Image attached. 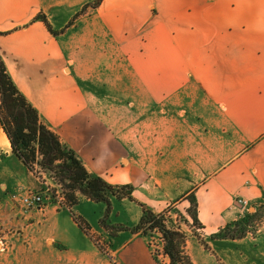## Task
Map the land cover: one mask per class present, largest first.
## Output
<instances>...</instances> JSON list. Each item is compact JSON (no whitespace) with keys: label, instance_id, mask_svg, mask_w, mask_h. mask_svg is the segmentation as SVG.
<instances>
[{"label":"crops","instance_id":"1","mask_svg":"<svg viewBox=\"0 0 264 264\" xmlns=\"http://www.w3.org/2000/svg\"><path fill=\"white\" fill-rule=\"evenodd\" d=\"M95 1L0 0L17 87L89 172L134 187L132 201L112 199L122 224L139 221L141 204L161 213L194 194L207 245L190 237L194 264H232L235 250L264 264V235L210 239L240 219L236 197L264 205V0ZM36 182L0 124V264H160L138 234L119 232L104 252L67 210L10 201ZM105 210L76 208L98 234Z\"/></svg>","mask_w":264,"mask_h":264},{"label":"trees","instance_id":"2","mask_svg":"<svg viewBox=\"0 0 264 264\" xmlns=\"http://www.w3.org/2000/svg\"><path fill=\"white\" fill-rule=\"evenodd\" d=\"M102 0H96L94 6ZM84 7L80 14L86 12ZM40 19L47 23L44 16ZM49 26V25H48ZM0 124L10 141L13 153L31 172L46 174L62 190L64 196L60 207L67 210L79 227L92 238L90 224L76 211L82 197L95 203H103L106 210L100 220L101 226L117 236L127 231L145 239L158 236L162 241V252L169 264H194L187 249L188 235L180 226L172 225L168 213L180 208V216L185 223L191 222L194 233L200 237L203 225L198 216V203L195 195L190 194L164 212L155 213L142 206V215L133 227L110 225L113 210L112 199L133 200L134 187L131 185H112L105 178L88 171L76 153L66 145L58 134L42 120L38 110L20 91L8 72L0 52ZM183 201L189 203L184 207ZM178 211V210H177ZM257 217V211L247 219H240L210 236L211 240L238 239L248 232L246 225ZM150 245V243H149ZM102 251H106L100 246Z\"/></svg>","mask_w":264,"mask_h":264},{"label":"rangeland","instance_id":"3","mask_svg":"<svg viewBox=\"0 0 264 264\" xmlns=\"http://www.w3.org/2000/svg\"><path fill=\"white\" fill-rule=\"evenodd\" d=\"M80 12L73 18V20L77 19L80 15H83V14L86 13V12H84L83 14H80ZM73 20H72V22H73ZM70 24H72V23H70ZM160 110L161 109H159V108H152V109H150L149 110L150 111L149 112V116H151V118L158 117ZM125 111H126V108L123 109V112H125ZM118 114L120 115L121 112L118 113ZM139 114H140V117H137V115L139 116ZM143 117H142V114L141 113H137L136 116L135 115L133 116V120H135L134 121L135 125H134V129H133V131H134V139H140L139 138L140 135L143 134L142 133L143 128L141 126H138L139 120H137V118L138 119H141ZM125 120H126L125 123H129L126 118H125ZM145 130L148 131L147 128ZM151 131H152V134H154L153 133L154 130L152 129ZM32 176L34 178H36L37 188L36 189H21L20 191H17V192L16 191L15 192H11L10 193V201H12L11 200V195L14 194V193H18V194L23 195V196L27 195L29 192H32V193H40L44 197V200H45L44 206L49 205V204L50 205H53L54 204V205L58 206L59 208H61L59 201H62L63 202L64 201V196L62 195V190H59L58 189L57 184L55 182H53V180L50 179L49 176L46 175V174H41L40 175V174H38V173H36V172L33 171L32 172ZM113 199L116 200L119 203L129 201L128 199H125L123 201H120V200H118L116 198H113ZM84 200H87V199H85L84 197H82L81 203ZM15 205L18 208L24 209L23 207H21L18 204H15ZM140 206H141V208H142V206L148 207V206L143 205V204H141ZM255 208L252 209L251 211H248V210L244 211V210L240 209V215H239L240 216V219H247V218H249V215L250 214H253V213H255L257 211V217L255 219H251L248 222V224L246 225V229L248 230V232L245 234V236L242 237V238H238V239H227V240H240V239H243V238H256V237H259L261 235H264V226H263V224H264V205L258 206V207H255ZM113 210H112L111 216H110V218L108 220L109 223H110V225H125V224H122L121 223V220H123V217H121L119 215V213H116V212L114 213ZM179 211H180V208H178V209L176 208V209L171 210L168 213L169 221L172 222V225L180 226L181 229L187 233L188 240L190 239V237H194L195 239L198 238L200 240V243L202 245H204V247L207 246L205 244V240L206 239L203 238V239H205V240H203V239H201L202 237H197L196 236V234L194 233L195 230H194L193 226L191 225V222L189 221V223H185L182 220L181 216L179 215L180 214ZM233 224L234 223H232L230 225H233ZM135 225H133V226H135ZM99 226H100V228H102L104 230V233L98 234V233L94 232L92 230V228H91V236H92V239L99 246L103 247L106 251H109V250L114 249V247H115L114 245H116V247L117 246L120 247V245H121L120 244V241L119 242L117 241V243H116L115 241L117 240V238L115 236H113L110 232H108L107 230H105L101 226V224ZM130 234H132V233H130ZM212 241H216V240H212ZM218 241H220V240H218ZM146 242H147L148 246L150 247V249L152 251V255L157 260V262L160 263V264H165L164 263V260H166L167 258H165L164 255H163V252H162V241L159 239V237L158 236H155V237H153L151 239H146ZM1 243H2V245L5 243L3 236H0V244ZM149 243H150V245H149ZM205 248L207 249V247H205ZM231 256L234 257V261H233L232 264H246L245 263V260L243 259V257H238L239 256V253L236 250L233 252V255H231ZM213 260L216 261L215 258Z\"/></svg>","mask_w":264,"mask_h":264},{"label":"built area","instance_id":"4","mask_svg":"<svg viewBox=\"0 0 264 264\" xmlns=\"http://www.w3.org/2000/svg\"><path fill=\"white\" fill-rule=\"evenodd\" d=\"M11 200L15 204L20 205L26 210L39 209L45 203L44 197L40 193H32V192H29L25 196L20 195L18 193H14L11 195ZM59 202L60 204L63 203L62 201ZM235 204L239 206L240 209L246 211L248 210L250 201L242 197H236Z\"/></svg>","mask_w":264,"mask_h":264}]
</instances>
